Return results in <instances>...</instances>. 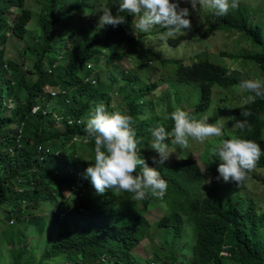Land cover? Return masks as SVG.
Here are the masks:
<instances>
[{
	"label": "trees",
	"instance_id": "1",
	"mask_svg": "<svg viewBox=\"0 0 264 264\" xmlns=\"http://www.w3.org/2000/svg\"><path fill=\"white\" fill-rule=\"evenodd\" d=\"M26 1L0 0V250L7 264H143L136 251L160 229L165 231L162 246L167 254L162 259L158 253L145 258L146 264H264V215L257 214L254 200L238 197L250 180L264 185V99L244 105L249 93L238 87L244 79L264 80V35L249 12L230 9L215 17L204 34L208 38L215 31H235L260 46L239 56L242 66L252 67L242 72L216 65L204 53L189 64L162 59L142 46L146 34L133 37L137 17L118 13L120 0H49L34 23L39 36L25 52L36 58L30 69L5 53L9 38L28 36L34 14ZM103 5L111 7L113 15H123L125 23L76 27L79 11ZM194 37L180 35L168 42L177 47ZM56 50L64 54V66L50 57ZM126 57L140 71L117 65ZM149 63L162 73L155 82L150 81L152 75L143 78ZM110 67L118 71L109 76L104 71L107 78L102 80L99 70ZM124 80L118 108L133 118L138 154L168 183L163 199L149 195L132 201V193L116 190L99 194L86 174L95 158L94 139L86 138L87 119L100 103L114 112L115 87ZM216 87L235 97L240 94L230 116L234 121L247 119L251 128L238 129L236 136L259 143L262 151L251 178L242 185L231 181L225 190L217 181L206 189L208 173L195 162L189 147L172 145L171 135L165 142L171 155L179 153L163 166L153 163L152 158L159 156L151 149L153 129L163 126L171 134L170 114L178 108L196 113L209 109ZM155 92L160 96L156 98ZM9 98L15 102L10 109ZM245 110L251 112L246 118L240 116ZM212 154L215 162L219 160L216 147ZM65 211L70 212L61 217ZM49 218L54 235L41 241ZM27 220L33 229L25 227Z\"/></svg>",
	"mask_w": 264,
	"mask_h": 264
},
{
	"label": "clouds",
	"instance_id": "2",
	"mask_svg": "<svg viewBox=\"0 0 264 264\" xmlns=\"http://www.w3.org/2000/svg\"><path fill=\"white\" fill-rule=\"evenodd\" d=\"M188 2L191 3L193 10H196L199 4L200 8L210 9L215 17H219L226 15L230 9H237L240 0H188ZM101 11L100 25L115 27L125 23V17L121 14L113 15L111 7L103 5ZM124 12L138 17L134 27L139 32L148 33L156 26L166 29L162 39L174 37L181 31L191 28V21L187 18L190 15L189 9L180 8L179 3H173L172 0H122L118 13ZM64 57V54L60 52V58L54 59H57L60 64L61 61H65ZM120 63L117 64L119 67ZM111 68L107 69L109 75L111 72L118 71L115 67ZM238 87L241 91L249 93L242 100L244 105L255 103L257 98L264 99V80L244 79ZM52 96L56 95L52 94ZM213 97L212 105L207 110L196 113L195 110L186 112L178 108L173 111L170 114V118L174 121L171 134L163 126L152 130L151 149L155 150L159 156L158 159L152 158L153 163L163 166L169 160L172 153L165 141L171 135L172 145H178L180 148L189 147L193 159L198 164L203 161L197 152L200 149L194 147L195 142L199 147H203L201 151L206 155L205 163H203L207 168L215 170V176L219 174L217 180L223 179L221 183L217 181L221 187L227 185L230 188L231 181L242 185L251 178L249 174L260 160L261 146L247 137L236 136L238 129L242 132L245 129L250 130L251 125L247 119L234 121L233 117L230 121L231 127L228 129L225 126L224 120L221 119V109L213 105ZM224 98L219 99L221 101ZM36 108L39 110L40 107ZM191 113L193 116L190 117ZM250 115L251 112L248 110L240 112V116L245 118ZM85 132L87 139H94L95 152L94 163H90L87 167L86 174L91 178L99 194H103L106 190H116L132 193V201H143L149 195L163 199L168 183L161 177L160 171L149 167L146 160L138 154L139 141L130 115L122 114L120 111L109 112L106 106L100 103L87 119ZM213 147H216V154L219 157L216 162L212 154ZM138 167L139 173H137ZM250 182L252 180L246 183L245 191ZM207 183H211L210 178ZM248 199L256 202L257 214L264 215V206L251 195Z\"/></svg>",
	"mask_w": 264,
	"mask_h": 264
},
{
	"label": "rangeland",
	"instance_id": "3",
	"mask_svg": "<svg viewBox=\"0 0 264 264\" xmlns=\"http://www.w3.org/2000/svg\"><path fill=\"white\" fill-rule=\"evenodd\" d=\"M72 2H75L77 0H71ZM122 2V0H121ZM173 3H179L180 8H188L189 9V17L191 21V28L185 29L178 33L174 37H162L164 36V33L166 32V29L156 26L152 30H150L148 33H142L139 32L134 28V32L132 33L134 38H138L140 34H146L144 37V41H142V46L144 48L152 49L153 51L157 52L162 59H172V60H182L185 62V64L192 63V61L198 56L199 54H205L208 56V59L210 62L220 65L222 67H227L230 70H241L242 72L250 71V68H246L242 66V59L239 58L242 53L245 51H251V50H260V46H256L252 43V41L246 37L242 36V34L237 33L235 31H232V33H227L224 31H215L214 33L210 34L208 38L204 37V34L207 29H209L210 26L214 23V12L207 8H200V5L197 4V9L193 10L191 3L188 2V0H172ZM81 3L82 2H76ZM90 2H86L88 4ZM26 8L31 10L34 14L33 21L29 24L28 29L29 33L27 38L22 41L17 38H9L8 43L5 47L6 49V58L18 62L20 65L24 67H29L30 69L34 66V61L36 58L30 57V54L26 52L28 46L34 45V37L38 38V34H36V29H34V23L37 22L41 11L48 7L49 0H27ZM238 8H245L246 11L249 12L250 19L254 24H257L262 29V34L264 35V0H240L239 7ZM77 13V12H75ZM102 15V11L100 7H97L95 9L90 8L86 6L83 10L79 11L75 16V21L78 23L76 26L77 28H85L88 29L91 25H100V16ZM85 16V17H84ZM138 20V17L136 21ZM136 23V22H135ZM59 31V29H57ZM194 34V38L187 39L184 42H182L177 47H174L169 44L168 38H176L180 35H189ZM31 36V37H30ZM33 38V39H32ZM206 38V39H205ZM60 50H56V52H52L50 54V57L53 58H60ZM238 56V58L236 57ZM133 58V56H131ZM61 66L65 65V61L60 62ZM120 66L125 70L133 71L134 73H137L140 71V66H138L133 59L130 57L123 58ZM103 67V66H102ZM147 69L143 72V78L146 80L148 76H151L150 81L155 82L156 80L161 78V71L159 69H155L152 67V64L149 63ZM108 69H112L111 67ZM106 75L109 76V73L107 72V69L101 68L99 70V76L101 79L106 80ZM250 74V73H249ZM28 80L34 82L35 76L34 75H28ZM100 79V80H101ZM126 85V81H122L118 86L115 87V95L113 96L114 102L112 104V107L114 111H120V108H118V104L121 102V94L120 89ZM61 85L57 87L58 91L61 89ZM7 91V88L9 86L4 87ZM129 88H131L129 86ZM216 92L213 97V105L222 111L221 119L224 120L225 126L229 129L231 127L230 121L233 119L232 116H230V110L232 107H236L238 105L237 98L240 94H238L236 97L232 94L231 91L223 90L216 87ZM157 92V91H156ZM155 92V97H159L161 93ZM227 94V95H226ZM227 96V97H225ZM225 97V101H220L219 98ZM6 100V99H5ZM8 100V99H7ZM6 100L7 108H13L15 106L14 100L9 98V102ZM56 98H53V103L55 104ZM40 107V106H39ZM230 107V108H229ZM57 116V115H56ZM220 119V120H221ZM232 129V128H231ZM196 149H200L197 151L199 155L201 156L202 160L205 163L206 155L201 151V148L199 147L198 143L195 142ZM179 152L173 153V155L170 156V159L173 156H176ZM174 158V157H173ZM199 164L201 168H203L204 172L208 173V178L211 179V183H207L206 189H209L213 186L215 181H219L221 183L223 179L217 180L216 178L219 176L214 175V169L210 168L212 171H208L209 168L205 166L204 163ZM206 169V170H205ZM229 188L227 185H224V190ZM74 193V191H72ZM251 195L254 199L258 200L259 203L264 206V186L258 181L252 180V182L249 183L247 192L245 190L238 192V197L245 196L248 198V196ZM79 196V195H78ZM75 203H78L75 201ZM50 211H52L53 205H50ZM139 208V207H138ZM165 208V206H164ZM139 210H142V207L139 208ZM70 211L61 212V217H66V215ZM138 213V211H137ZM74 216H79L77 213H72ZM72 220V219H71ZM12 227L16 226V224H12ZM25 227L33 229V226L29 227L28 220L27 223H25ZM1 229V228H0ZM55 227L52 224L51 218H49V221L47 223V229L44 233V236L42 237L41 241L49 239V236L54 235ZM151 238L153 240H146L136 251V255L140 257V259L143 261V264H146V259H151L152 256H156L158 253L159 259H162L165 254H167V251L163 249V243L166 239L165 231L164 230H158L155 231ZM185 252V251H184ZM0 264H7V258L4 255L3 251L0 250ZM159 264V263H154ZM162 264V263H161Z\"/></svg>",
	"mask_w": 264,
	"mask_h": 264
},
{
	"label": "built area",
	"instance_id": "4",
	"mask_svg": "<svg viewBox=\"0 0 264 264\" xmlns=\"http://www.w3.org/2000/svg\"><path fill=\"white\" fill-rule=\"evenodd\" d=\"M52 94H53V95H56V93H55V92H52ZM37 110H38V109H37V108H35V109H34V112H36Z\"/></svg>",
	"mask_w": 264,
	"mask_h": 264
}]
</instances>
